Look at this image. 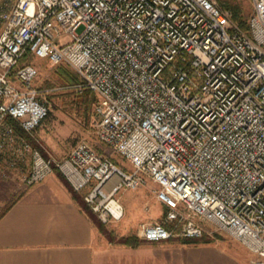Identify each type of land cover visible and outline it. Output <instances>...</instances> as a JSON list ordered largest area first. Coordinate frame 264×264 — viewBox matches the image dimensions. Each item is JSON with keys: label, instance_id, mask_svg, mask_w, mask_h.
I'll use <instances>...</instances> for the list:
<instances>
[{"label": "built area", "instance_id": "2783aa9c", "mask_svg": "<svg viewBox=\"0 0 264 264\" xmlns=\"http://www.w3.org/2000/svg\"><path fill=\"white\" fill-rule=\"evenodd\" d=\"M224 2L0 0V179L57 169L103 221L122 216L115 194L150 180L161 217L136 226L142 240L208 225L264 264V0H248L244 29ZM29 55L96 94L95 139L127 168L84 139L58 160L28 140L49 110Z\"/></svg>", "mask_w": 264, "mask_h": 264}, {"label": "rangeland", "instance_id": "374dc122", "mask_svg": "<svg viewBox=\"0 0 264 264\" xmlns=\"http://www.w3.org/2000/svg\"><path fill=\"white\" fill-rule=\"evenodd\" d=\"M233 2L238 4L242 16L246 20L247 15L251 12L248 0H234ZM80 30L81 27L77 28L76 31L79 32ZM25 61L36 67L37 75H35L34 84L37 89H44L41 97L45 99L49 109L45 118L35 127L34 131L35 139L43 153L47 157L58 160L66 155V152L70 150L76 141L84 139L96 151L109 156L115 164L127 168L129 164L124 158L115 154L98 139H95L91 124L94 116L92 113L93 105L97 96L89 90L94 98L90 101L82 100L83 92L86 89L77 87V84L80 83L79 75L65 64L53 65L44 58L29 55L25 57ZM65 71H69L74 79L66 75ZM53 172L59 175L61 179L64 178L57 169H53L51 173ZM63 180L68 184L65 179ZM13 184H18L20 187L24 185L22 180L18 178ZM10 185L12 184L9 183ZM68 187L70 191H73L70 186ZM155 187V183L148 180L143 186L115 194L123 208L122 216L119 219L109 218L105 221L100 219L98 212H94L85 203L83 199L84 189L73 192L78 195L81 203L86 205L94 214L93 216H95L97 222L103 225L105 233L99 232L104 244L119 247L124 244H119L115 240L128 235L137 237L141 241L137 245V249H135L137 246H130L131 251L129 253L132 256L133 264L136 261L139 262L140 257H142V264H144V258H146V264H251L250 261L256 256L245 249L238 241L227 236L226 233L215 230L213 226L207 225V231L199 237L209 239V242H184L185 239L182 238H172L160 243H150L142 240L137 234L136 226L141 222L160 220L161 217V207L154 198ZM10 191L11 188L8 186L0 187V212L12 195L9 194L8 196ZM109 236L112 237L110 241ZM140 250L142 252L138 253ZM126 260L128 261V259Z\"/></svg>", "mask_w": 264, "mask_h": 264}, {"label": "crops", "instance_id": "0c3cea01", "mask_svg": "<svg viewBox=\"0 0 264 264\" xmlns=\"http://www.w3.org/2000/svg\"><path fill=\"white\" fill-rule=\"evenodd\" d=\"M14 181L0 179V187L11 188L8 196L14 194L0 212V264H133L130 246L103 243L59 175L53 172L30 186ZM135 264H142V257Z\"/></svg>", "mask_w": 264, "mask_h": 264}, {"label": "trees", "instance_id": "16d2710c", "mask_svg": "<svg viewBox=\"0 0 264 264\" xmlns=\"http://www.w3.org/2000/svg\"><path fill=\"white\" fill-rule=\"evenodd\" d=\"M234 0H225V2L223 3L225 7H228L230 8L231 12H232V18L233 20L242 28L244 29L245 27H247V23H246V20L243 18L242 16V13H241V9L240 7L238 6L237 3L233 2ZM66 75H68L69 77H71V79H74L73 78V75L70 74L69 71H65ZM83 99L84 101H90L94 98L93 94H90V91L88 89H86L84 92H83ZM15 129H17L18 131H20V129H18V126L17 124L15 123ZM21 132V131H20ZM28 140L36 147H38L41 151V154H43V156L47 157L44 153H43V150L41 149V147L39 146V144L37 143V141H35V139L31 138L29 135H25ZM72 194H73V197L75 198V200H77V202L79 204H81V207L82 209L87 213V216L91 218L92 222L94 223V225L96 226V229H98L100 232L102 233H105L104 232V229H103V225L99 222H97V220L95 219V216H93L94 214L87 208L86 205L82 204L81 203V200L79 199L78 195H76L75 192L72 191ZM106 235V234H105ZM203 235V234H202ZM201 235V236H202ZM199 236V237H201ZM199 237H196V238H187V239H190V240H187L186 238H182V239H185L184 242H209L210 240L209 239H204V238H199ZM199 238V239H198ZM109 241L112 239V237H108ZM172 239V238H170ZM168 239V240H170ZM193 239V240H192ZM117 243L119 244H124L126 246H137L141 243V241L137 238V237H134V236H123L122 238H118V240H115Z\"/></svg>", "mask_w": 264, "mask_h": 264}]
</instances>
